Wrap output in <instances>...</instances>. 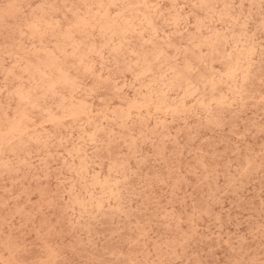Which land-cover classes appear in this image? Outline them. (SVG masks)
<instances>
[{
  "label": "rangeland",
  "instance_id": "1",
  "mask_svg": "<svg viewBox=\"0 0 264 264\" xmlns=\"http://www.w3.org/2000/svg\"><path fill=\"white\" fill-rule=\"evenodd\" d=\"M0 264H264V0H0Z\"/></svg>",
  "mask_w": 264,
  "mask_h": 264
}]
</instances>
